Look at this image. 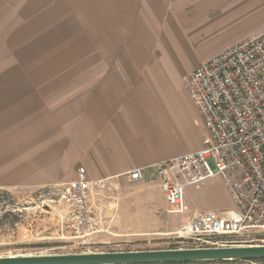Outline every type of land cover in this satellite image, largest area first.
Instances as JSON below:
<instances>
[{"label":"crops","instance_id":"1","mask_svg":"<svg viewBox=\"0 0 264 264\" xmlns=\"http://www.w3.org/2000/svg\"><path fill=\"white\" fill-rule=\"evenodd\" d=\"M263 32L264 0H0V190H66L84 168L105 182L87 200L96 233L123 209L132 235L231 210L216 178L184 190L189 218L167 214L154 164L208 143L185 77ZM206 182L227 203L191 209Z\"/></svg>","mask_w":264,"mask_h":264},{"label":"built area","instance_id":"2","mask_svg":"<svg viewBox=\"0 0 264 264\" xmlns=\"http://www.w3.org/2000/svg\"><path fill=\"white\" fill-rule=\"evenodd\" d=\"M191 102L208 134L196 152L158 162L154 169L167 214H183V192L220 179L233 208L222 214L197 213L176 234L194 240L195 249L231 247L248 232L264 235V32L200 64L186 77ZM142 179L141 169L126 173ZM105 187L79 168L66 189L67 224L82 236L96 233L87 200Z\"/></svg>","mask_w":264,"mask_h":264},{"label":"rangeland","instance_id":"3","mask_svg":"<svg viewBox=\"0 0 264 264\" xmlns=\"http://www.w3.org/2000/svg\"><path fill=\"white\" fill-rule=\"evenodd\" d=\"M196 61L197 58H187L185 65L191 67ZM64 188L51 186L11 192L0 190V258L175 251L192 250L197 247L194 240L177 235V228L170 233L152 235H132L126 232L124 209L121 210L122 218L117 225L118 227L121 223L123 227L121 232L110 223V227L100 233L90 236L76 234L67 224L69 204ZM223 191L219 185L206 182L201 192H186L185 203L191 209L216 207L227 203ZM116 204V201L112 203L113 210H116ZM88 206H97V202ZM92 211L94 207L91 208ZM183 216L189 218L191 214L188 212ZM171 217L172 220L176 215ZM95 222L97 224V219ZM176 225V221L171 222V226ZM97 230L98 226L96 232ZM230 241L231 244L228 246L232 247L264 246V235L253 231L231 238ZM241 262L236 264H264V260ZM199 264L225 263L210 261Z\"/></svg>","mask_w":264,"mask_h":264},{"label":"water","instance_id":"4","mask_svg":"<svg viewBox=\"0 0 264 264\" xmlns=\"http://www.w3.org/2000/svg\"><path fill=\"white\" fill-rule=\"evenodd\" d=\"M248 260H264V246L9 257L0 258V264H193L210 261Z\"/></svg>","mask_w":264,"mask_h":264},{"label":"trees","instance_id":"5","mask_svg":"<svg viewBox=\"0 0 264 264\" xmlns=\"http://www.w3.org/2000/svg\"><path fill=\"white\" fill-rule=\"evenodd\" d=\"M221 263H225V264H236V263H242L241 261H230V262H226V261H220ZM193 264H199V263H193Z\"/></svg>","mask_w":264,"mask_h":264},{"label":"bare ground","instance_id":"6","mask_svg":"<svg viewBox=\"0 0 264 264\" xmlns=\"http://www.w3.org/2000/svg\"><path fill=\"white\" fill-rule=\"evenodd\" d=\"M23 257V256H22Z\"/></svg>","mask_w":264,"mask_h":264}]
</instances>
